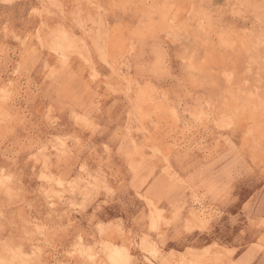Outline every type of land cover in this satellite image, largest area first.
<instances>
[{
  "label": "rangeland",
  "instance_id": "1",
  "mask_svg": "<svg viewBox=\"0 0 264 264\" xmlns=\"http://www.w3.org/2000/svg\"><path fill=\"white\" fill-rule=\"evenodd\" d=\"M0 264H264V0H0Z\"/></svg>",
  "mask_w": 264,
  "mask_h": 264
},
{
  "label": "bare ground",
  "instance_id": "2",
  "mask_svg": "<svg viewBox=\"0 0 264 264\" xmlns=\"http://www.w3.org/2000/svg\"><path fill=\"white\" fill-rule=\"evenodd\" d=\"M105 62V61H104ZM109 248V247H108ZM107 248V249H108ZM112 250L110 251V259L113 263H120L122 261H126V259H128V257L130 256L128 253L123 255L122 258V254L121 252L118 250V248L116 247H111ZM110 249V248H109ZM135 263V262H134Z\"/></svg>",
  "mask_w": 264,
  "mask_h": 264
}]
</instances>
